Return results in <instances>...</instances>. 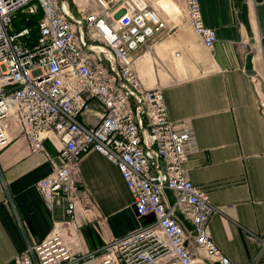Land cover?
<instances>
[{
    "label": "built area",
    "instance_id": "built-area-1",
    "mask_svg": "<svg viewBox=\"0 0 264 264\" xmlns=\"http://www.w3.org/2000/svg\"><path fill=\"white\" fill-rule=\"evenodd\" d=\"M182 1L187 22L213 51L216 31L199 0ZM26 9L27 19L42 16L12 33ZM166 28L148 0H0V153L15 127L33 154H45L53 171L38 189L50 211L63 200L69 218L30 240L15 264H233L212 238L218 207L186 177L194 132L170 120L163 89L146 88L135 69L134 54ZM50 137L58 162L43 145ZM91 152L119 169L138 218H154L94 252L79 249L77 221L78 210L96 208L79 173ZM252 239L261 248L255 262H264V238Z\"/></svg>",
    "mask_w": 264,
    "mask_h": 264
},
{
    "label": "crops",
    "instance_id": "crops-1",
    "mask_svg": "<svg viewBox=\"0 0 264 264\" xmlns=\"http://www.w3.org/2000/svg\"><path fill=\"white\" fill-rule=\"evenodd\" d=\"M148 1L167 28L134 54L136 72L146 88L163 89L170 120L194 132L197 151L185 163L186 177L218 207L212 238L233 264H264L255 262L261 248L252 239L264 238V0H199L217 35L211 52L187 22L182 0ZM12 130L0 153V264H15L30 240L69 219L65 202L48 210L37 186L52 164ZM43 145L58 162V141ZM79 173L96 206L77 212L80 250L98 251L154 221L138 218L119 169L101 154L86 155Z\"/></svg>",
    "mask_w": 264,
    "mask_h": 264
},
{
    "label": "trees",
    "instance_id": "trees-1",
    "mask_svg": "<svg viewBox=\"0 0 264 264\" xmlns=\"http://www.w3.org/2000/svg\"><path fill=\"white\" fill-rule=\"evenodd\" d=\"M42 16V12H39L38 16L36 18H30L27 19L24 14H20L18 15L13 22V27L15 26V24L17 23V20L21 18L20 22H19V26L16 32H19L24 26H30L33 23L36 22L37 18H40Z\"/></svg>",
    "mask_w": 264,
    "mask_h": 264
},
{
    "label": "rangeland",
    "instance_id": "rangeland-1",
    "mask_svg": "<svg viewBox=\"0 0 264 264\" xmlns=\"http://www.w3.org/2000/svg\"><path fill=\"white\" fill-rule=\"evenodd\" d=\"M24 14V12H23ZM21 18L17 20V23L15 24V26L12 28V33H15L18 29L19 26V22H20ZM166 264H170V262L166 263Z\"/></svg>",
    "mask_w": 264,
    "mask_h": 264
}]
</instances>
